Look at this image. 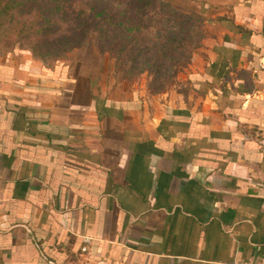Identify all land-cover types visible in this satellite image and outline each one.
<instances>
[{
    "label": "crops",
    "instance_id": "0c3cea01",
    "mask_svg": "<svg viewBox=\"0 0 264 264\" xmlns=\"http://www.w3.org/2000/svg\"><path fill=\"white\" fill-rule=\"evenodd\" d=\"M200 1L188 101L0 58V264L264 262V0Z\"/></svg>",
    "mask_w": 264,
    "mask_h": 264
},
{
    "label": "rangeland",
    "instance_id": "374dc122",
    "mask_svg": "<svg viewBox=\"0 0 264 264\" xmlns=\"http://www.w3.org/2000/svg\"><path fill=\"white\" fill-rule=\"evenodd\" d=\"M84 2L83 4L103 5L109 9H118L126 18H135L131 0H73ZM200 0H173V9L180 13L188 14L192 17L189 31L192 37L186 38V42L192 43V52L187 60H183V65L177 63L171 50L165 45L169 32L174 31L175 23L169 16L160 14L154 16V20L143 19L136 31L144 34V48H148L149 57L147 66L138 63L133 66L126 56H123L122 64L119 66L117 51L112 41L107 43L103 49L99 47L97 34L92 30L84 41L74 49H67V45L61 42L50 47L43 45L36 49V56L33 55L32 48L23 46L19 39L7 37L0 41V58L9 53L23 50L30 52L36 61L46 68H55L61 64L69 66L79 79H89L96 86L98 91L103 89L106 94L121 93L125 91H139L147 99L160 101L162 103H178L188 101L193 95L190 75L202 67L209 57L210 42L213 31L203 14H201ZM198 17L204 21L199 23ZM76 22H83L82 19L74 20V17L67 19L66 27ZM188 21L186 20V23ZM188 25H186L187 27ZM74 28V27H72ZM64 33L60 34V38ZM111 35V34H109ZM15 40V43L12 42ZM164 40V41H163ZM35 41V40H32ZM39 41V40H37ZM163 41L162 44L161 42ZM49 42V41H46ZM147 53V50H145ZM149 70V71H148ZM102 92V91H101Z\"/></svg>",
    "mask_w": 264,
    "mask_h": 264
},
{
    "label": "trees",
    "instance_id": "16d2710c",
    "mask_svg": "<svg viewBox=\"0 0 264 264\" xmlns=\"http://www.w3.org/2000/svg\"><path fill=\"white\" fill-rule=\"evenodd\" d=\"M172 1L131 0L135 14V18L131 19L119 13L118 9L111 10L102 4L86 5L84 2L74 3L73 0H0V41L7 37L19 39V43L32 48L36 56V49H41L45 44L50 47L61 42L68 46L67 49H74L93 30L101 49L106 40L113 42L119 66L123 56L133 66L138 63L147 66L149 53L148 48H144L145 35L136 29L143 19L153 21L154 16L165 13L175 23V29L166 38L169 46L163 43L164 40L161 43L170 50L172 48V57H181L177 58L176 64L183 65V60H187L192 52V43L186 42V38L191 39L193 32L189 31V26L194 25L190 23L192 17L173 9ZM71 17L83 22L70 24L67 28V19ZM197 21L201 23L204 19L198 17ZM61 33L64 34L60 38ZM12 42L15 43V40Z\"/></svg>",
    "mask_w": 264,
    "mask_h": 264
},
{
    "label": "built area",
    "instance_id": "2783aa9c",
    "mask_svg": "<svg viewBox=\"0 0 264 264\" xmlns=\"http://www.w3.org/2000/svg\"><path fill=\"white\" fill-rule=\"evenodd\" d=\"M83 251H87V248H84ZM237 264H264L263 261H246V262H240Z\"/></svg>",
    "mask_w": 264,
    "mask_h": 264
}]
</instances>
